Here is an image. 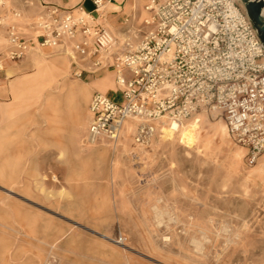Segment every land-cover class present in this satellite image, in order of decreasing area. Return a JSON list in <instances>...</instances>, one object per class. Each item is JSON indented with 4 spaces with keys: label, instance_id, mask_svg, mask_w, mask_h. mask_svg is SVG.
Returning <instances> with one entry per match:
<instances>
[{
    "label": "rangeland",
    "instance_id": "1",
    "mask_svg": "<svg viewBox=\"0 0 264 264\" xmlns=\"http://www.w3.org/2000/svg\"><path fill=\"white\" fill-rule=\"evenodd\" d=\"M0 1L21 13L20 22L48 2ZM113 3L118 8L103 3L98 22L135 43L146 0ZM5 47L0 32V58ZM79 59L74 66L58 51L34 52L0 71V167L11 179L0 183V209L9 253L23 248L16 262L264 264V155L249 165L224 119L204 112L174 134H161V125L145 147L134 142L135 120L115 142L85 143L91 96L118 89L114 71L91 74ZM80 69L89 72L77 78ZM0 264H12L5 248Z\"/></svg>",
    "mask_w": 264,
    "mask_h": 264
},
{
    "label": "built area",
    "instance_id": "2",
    "mask_svg": "<svg viewBox=\"0 0 264 264\" xmlns=\"http://www.w3.org/2000/svg\"><path fill=\"white\" fill-rule=\"evenodd\" d=\"M108 1L93 0L91 12L50 7L34 20L37 34L30 39L18 30L20 12L0 18L6 32L0 71L6 61L67 44L74 57L91 62V74L114 71L120 96L91 97L85 143L115 142L125 123L135 120L134 142L145 147L164 122L180 125L204 112L224 119L248 164H255L264 155V48L242 2L146 0L143 31L129 44L98 22Z\"/></svg>",
    "mask_w": 264,
    "mask_h": 264
},
{
    "label": "crops",
    "instance_id": "3",
    "mask_svg": "<svg viewBox=\"0 0 264 264\" xmlns=\"http://www.w3.org/2000/svg\"><path fill=\"white\" fill-rule=\"evenodd\" d=\"M92 1L93 0H91V4H88V0H48V2L46 1V3H42V5H43L42 7H44V10L39 11L36 14V17L33 20L28 22L27 20H24V17H23V20L21 22L20 21L18 22V30H19V32L21 33V35L25 39L33 38L37 34V31L33 27V22L39 15H41L48 8H50V7H58L60 9H64V10H74L76 8H81V9H83L84 12H91L93 10ZM111 1H119V0H111ZM109 4L111 6H113L114 8H118V6L116 4H114L113 2H111ZM85 7H88V8L85 9ZM11 11H17V10L16 9H8V8L4 7L3 9L0 10V18H8L10 16V14H11ZM126 21H129V20L126 19L125 22ZM0 32H2V34H3L4 38H5V41H6L5 28L0 29ZM130 35H131L130 33L128 34V36L125 35V38L122 39V41H127L129 44H135L139 40V38L141 36L140 35L138 38L134 39L135 43H132L131 40H133L132 39L133 36L131 37ZM42 51L43 52L44 51H58L60 53H63L70 59L71 64H73L74 66L75 65L77 66L76 60L79 59V58L76 59V57H74L72 55V53L70 51V47L67 44L59 45V46H57L55 48H47V49L36 50L35 53H41ZM72 56H73V58H72ZM80 61L81 62H89L90 63L89 64L90 68L93 69L92 64H91L90 61H88V60H80ZM80 70H84L86 72H89V71H87L85 69H80ZM108 83H109V80L104 79V80H99L98 85L101 87L102 91H105V88L107 87ZM81 96L83 97V95H81ZM117 96L119 97V100H120V96L118 94L114 95L111 98H113L115 100V97H117ZM84 98H85V96H84ZM7 172H8V175H9V171H7ZM9 180H11V179H9V177L6 176V170H3L0 167V183L6 185L7 184L6 182H8ZM11 193H13L12 188L8 189V194H11ZM0 201H1V196H0ZM5 216H7V212L0 209V226L4 227V229L0 228V231L3 232L4 235H5L3 240H1V242H0V248H5L6 249V251L8 252L9 261L12 264H25V262H16L19 259V257H18L19 256V251H22V249H23V248H21L22 246H19V249L16 250L15 252L9 253V248H8V244L9 243L7 242V240H8L7 237H6V233L7 232H6V229H5V228H7L8 225L5 223ZM10 230H11L12 234L13 233L15 235H19L20 234V232L16 231L13 227H11V225H10ZM100 236L102 238H105L103 235H100Z\"/></svg>",
    "mask_w": 264,
    "mask_h": 264
},
{
    "label": "water",
    "instance_id": "4",
    "mask_svg": "<svg viewBox=\"0 0 264 264\" xmlns=\"http://www.w3.org/2000/svg\"><path fill=\"white\" fill-rule=\"evenodd\" d=\"M241 2L264 48V0H241Z\"/></svg>",
    "mask_w": 264,
    "mask_h": 264
},
{
    "label": "bare ground",
    "instance_id": "5",
    "mask_svg": "<svg viewBox=\"0 0 264 264\" xmlns=\"http://www.w3.org/2000/svg\"><path fill=\"white\" fill-rule=\"evenodd\" d=\"M107 3H111V1H108ZM263 14H264V10H263ZM180 125H175V124L171 125L169 123L164 122V124H162V126H161L160 133L163 135L174 134L180 128ZM195 126H196L195 123L191 122L186 127V129H187L186 131L188 134H184V142L187 143L188 145H190L192 143V136L191 135H192V132H194L193 130L195 129Z\"/></svg>",
    "mask_w": 264,
    "mask_h": 264
}]
</instances>
